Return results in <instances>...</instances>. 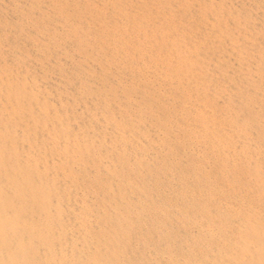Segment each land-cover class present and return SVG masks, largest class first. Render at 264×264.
<instances>
[{
    "label": "bare ground",
    "instance_id": "obj_1",
    "mask_svg": "<svg viewBox=\"0 0 264 264\" xmlns=\"http://www.w3.org/2000/svg\"><path fill=\"white\" fill-rule=\"evenodd\" d=\"M0 264H264V0H0Z\"/></svg>",
    "mask_w": 264,
    "mask_h": 264
}]
</instances>
